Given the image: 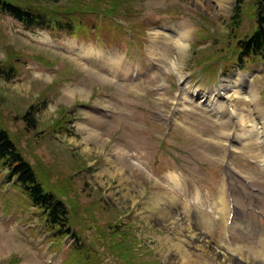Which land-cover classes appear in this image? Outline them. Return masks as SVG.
<instances>
[{"label": "rangeland", "instance_id": "rangeland-1", "mask_svg": "<svg viewBox=\"0 0 264 264\" xmlns=\"http://www.w3.org/2000/svg\"><path fill=\"white\" fill-rule=\"evenodd\" d=\"M117 1L102 5L118 9L108 19L92 0H33L89 5L74 37L0 16V63L18 72L0 77V124L38 178L68 193L74 230L96 242L90 264H122L109 251L120 225L144 264H264V65H236V1ZM254 29L246 16L238 36ZM107 65L120 77L94 69ZM9 179L0 169V264H70L75 245L56 247Z\"/></svg>", "mask_w": 264, "mask_h": 264}, {"label": "trees", "instance_id": "trees-1", "mask_svg": "<svg viewBox=\"0 0 264 264\" xmlns=\"http://www.w3.org/2000/svg\"><path fill=\"white\" fill-rule=\"evenodd\" d=\"M110 1L107 4L109 0H92L93 9L96 10H92V12L98 13L96 14L98 17L102 15L108 19L117 16L114 11H118V9L115 7L112 10L102 8V5L109 7L112 4H122L117 0ZM235 1L233 13L229 19L228 32V38L240 46V52L235 56H238L239 62L257 58L264 61V0ZM53 4L50 7L38 8L33 0H0V15L11 17L26 27L46 30L57 35L76 36L85 31L83 28L85 27L84 23L86 24V14L83 13L88 12L85 8H88L89 5H68L67 10L60 11L54 7L57 3ZM246 16L254 21L255 29L248 38L240 39L239 31ZM13 67L12 64L3 66L0 63V77L5 75L11 78L16 71ZM33 110L34 108H31L23 118L30 125L34 121L31 118ZM18 147L13 142L9 132L0 124V167L7 169L13 178L17 179V187L25 196L29 206L37 211V215L49 233L55 234V237L60 240L72 235L79 242L80 238L73 229L70 209L66 201L63 202L58 198L65 196L68 198V193H63L59 189H51L47 180L42 182L33 166L24 159ZM113 233L115 237L122 239L121 243L115 244L112 250L117 260L122 264H144L139 255L132 250V244L129 242L130 235L121 230H113ZM74 252L76 264H90L92 261L87 256L96 257L91 249L76 248Z\"/></svg>", "mask_w": 264, "mask_h": 264}, {"label": "bare ground", "instance_id": "bare-ground-1", "mask_svg": "<svg viewBox=\"0 0 264 264\" xmlns=\"http://www.w3.org/2000/svg\"><path fill=\"white\" fill-rule=\"evenodd\" d=\"M186 36V37H185ZM175 37V39H177V40H179V39H181L182 37H184L181 41H180V43H179V45H178V49L181 51V52H186L187 51V45L184 43L185 42V40H186V38L188 37L187 36V33H185V34H181L180 35V33H177V35H175L174 36ZM185 39V40H184ZM187 41V40H186ZM176 42V41H175ZM176 44V43H175ZM175 46V45H174ZM178 53H180V52H178ZM182 54H184V53H182ZM113 63H115L114 65L113 64H111V66H115V67H122L123 65H124V62L123 61H119V60H114V61H112ZM125 68H126V65H125ZM94 69H99L100 70V72L101 73H107V74H109V75H111L113 78L114 77H120L119 76V73H118V71H116V70H112L111 69V67H110V65H107V67H105V69H100V67L98 68L97 66H95L94 67ZM130 70V69H129ZM126 80L128 81V80H131V84H128L129 86L128 87H136V86H139V85H135V83H137V79H135L133 76H131V74H129V78L127 79L126 78ZM226 90V88L225 87H223V91H225ZM241 94H243V93H240V95ZM70 95V94H69ZM219 95V94H218ZM256 98H252L251 100H250V102L252 103V102H254V100H255ZM239 100H241V101H239V103H245V102H243V101H246V95L245 94H243V96H242V98L241 99H239ZM218 104L219 103H215V102H212L211 104H210V107L212 106V107H215V106H218ZM246 104V103H245ZM245 104H243V105H245ZM256 105V104H255ZM209 106V105H208ZM221 107V106H220ZM223 109V108H222ZM256 110H257V108H256ZM259 110V109H258ZM223 111V110H222ZM258 112V111H257ZM262 111H260L259 110V114L261 113ZM249 114V113H248ZM262 114V113H261ZM228 115V114H227ZM231 118H232V116H231ZM263 144H264V141H263ZM264 146V145H263ZM255 155H257V154H255ZM260 155L262 156V157H264V153H260ZM225 194L227 195V193H226V191H225ZM224 203H225V200L223 201ZM221 206H223V205H221ZM227 208L226 209H228V211H229V201L227 200V206H226Z\"/></svg>", "mask_w": 264, "mask_h": 264}]
</instances>
